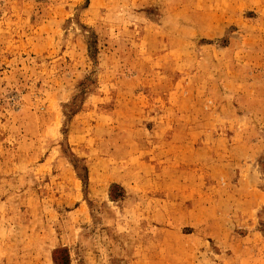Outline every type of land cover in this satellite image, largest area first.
<instances>
[{"label": "rangeland", "instance_id": "obj_1", "mask_svg": "<svg viewBox=\"0 0 264 264\" xmlns=\"http://www.w3.org/2000/svg\"><path fill=\"white\" fill-rule=\"evenodd\" d=\"M0 264H264V0H0Z\"/></svg>", "mask_w": 264, "mask_h": 264}]
</instances>
